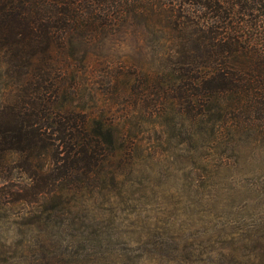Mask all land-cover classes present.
<instances>
[{
	"label": "trees",
	"instance_id": "16d2710c",
	"mask_svg": "<svg viewBox=\"0 0 264 264\" xmlns=\"http://www.w3.org/2000/svg\"><path fill=\"white\" fill-rule=\"evenodd\" d=\"M0 80L9 199L115 181L111 153L138 148L111 111L135 92L193 139L264 136V0H0Z\"/></svg>",
	"mask_w": 264,
	"mask_h": 264
},
{
	"label": "rangeland",
	"instance_id": "374dc122",
	"mask_svg": "<svg viewBox=\"0 0 264 264\" xmlns=\"http://www.w3.org/2000/svg\"><path fill=\"white\" fill-rule=\"evenodd\" d=\"M111 114L130 119L138 148L111 153L115 181L28 201L9 199L0 179V264L264 262V136L221 124L193 139L138 92Z\"/></svg>",
	"mask_w": 264,
	"mask_h": 264
}]
</instances>
